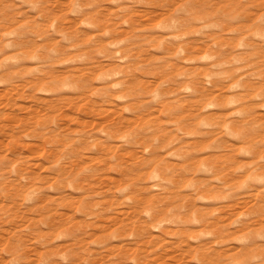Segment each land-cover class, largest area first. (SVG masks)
<instances>
[{
  "label": "rangeland",
  "instance_id": "374dc122",
  "mask_svg": "<svg viewBox=\"0 0 264 264\" xmlns=\"http://www.w3.org/2000/svg\"><path fill=\"white\" fill-rule=\"evenodd\" d=\"M0 264H264V0H0Z\"/></svg>",
  "mask_w": 264,
  "mask_h": 264
},
{
  "label": "bare ground",
  "instance_id": "6f19581e",
  "mask_svg": "<svg viewBox=\"0 0 264 264\" xmlns=\"http://www.w3.org/2000/svg\"><path fill=\"white\" fill-rule=\"evenodd\" d=\"M18 84H19V83H18ZM10 85H11V84H10ZM20 85H21V84H20ZM13 90H14V89H13ZM8 91H9V90H8ZM23 118H25V117H23ZM23 118H22V119H23ZM29 118H30V117H29ZM39 121H40V120H39ZM40 122H41V121H40ZM40 122H39V124H41ZM42 122H43V121H42ZM2 127H3V126H2ZM26 130H28V129H26ZM33 142H34V141H33ZM30 143H31V142H30ZM27 144H29V143H27ZM32 145H33V144H32ZM40 146H41V145H40ZM32 152H33V151H32ZM8 157H9V156H8ZM11 159H12V158H11ZM9 160H10V159H9ZM38 164H39V163H38ZM13 168H14V167H13ZM14 169H15V168H14ZM6 184H7V183H6ZM226 207H227V206H226ZM194 208H195V207H194ZM213 209H214V208H213ZM218 209H219V208H218ZM215 210H216V209H215ZM206 211H207V210H206ZM213 211H214V210H213ZM221 212H222V210H221ZM222 214H224V213H222ZM195 215H196V214H195ZM197 216H198V215H197ZM197 216H196V217H197ZM221 216H222V215H221ZM225 218H226V217H225ZM212 221H213V220H212ZM161 224H162V223H161ZM161 224H160V225H161ZM158 225H159V224H158ZM215 225H216V224H215ZM201 230H202V229H201ZM206 231H207V230H206ZM173 233H174V232H173ZM215 233H216V232H215ZM144 238H145V237H144ZM128 246H129V245H128ZM121 247H122V246H121ZM125 248H126V247H125ZM200 250H201V249H200ZM211 261H213V260H211Z\"/></svg>",
  "mask_w": 264,
  "mask_h": 264
}]
</instances>
